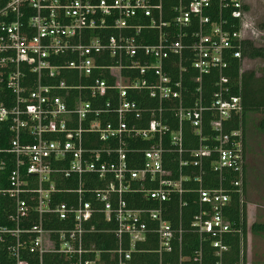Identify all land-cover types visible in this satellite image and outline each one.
I'll return each mask as SVG.
<instances>
[{
  "label": "built area",
  "instance_id": "built-area-1",
  "mask_svg": "<svg viewBox=\"0 0 264 264\" xmlns=\"http://www.w3.org/2000/svg\"><path fill=\"white\" fill-rule=\"evenodd\" d=\"M244 1L0 0V264H133L151 238L156 264H171L176 247L188 263V230L164 213L173 196L187 206L190 170L199 210L189 232L223 264L230 196L202 176L206 163L242 171L241 131L224 133L241 102L224 72L228 57L242 59ZM136 193L151 206L130 207ZM95 216L113 228L97 230ZM96 231L114 236L107 259L85 241Z\"/></svg>",
  "mask_w": 264,
  "mask_h": 264
},
{
  "label": "trees",
  "instance_id": "trees-1",
  "mask_svg": "<svg viewBox=\"0 0 264 264\" xmlns=\"http://www.w3.org/2000/svg\"><path fill=\"white\" fill-rule=\"evenodd\" d=\"M247 6L244 4V11ZM235 27H239V23L235 20L228 19ZM227 63L229 64L228 70L224 72V75L229 79V88L231 89L232 96H238L241 102V113L233 116L231 120L224 124V133L240 130L242 134L243 144V165L241 174L234 173L229 170H224L221 175L214 172L210 163L204 165V175L202 176V187L207 190H214L218 187H222L226 190L230 196V203L224 211V217L229 222L234 230V233L226 235L224 243L228 246V253L225 254L223 264H246V238H247V204H246V173H247V134L249 129L255 128L258 132L264 133V67L252 68V63L256 61L264 62V46L257 45L253 41L248 39L243 40L242 59L237 60L232 57H228ZM215 74H210L203 78L204 94L207 102H209L210 95L215 91L214 82ZM189 76H194L191 73ZM189 91L190 88H189ZM256 116H260L261 119L256 120ZM258 121V124L255 122ZM205 133H208L206 129ZM185 148L190 150L197 147V140H195L193 133L190 130L184 132ZM146 144H142L141 147L145 148ZM166 162V161H165ZM141 164V163H140ZM135 167H140V165ZM168 162L165 164V166ZM170 166V167H169ZM167 165L173 173V178H178L177 165ZM197 172L196 170H190L184 173V176L190 175L191 180L183 183V188L186 193L183 194L182 200L187 203L186 207L179 209V198L173 196L169 202L165 204L164 219L170 221L173 226L178 227L181 222L182 227L188 230L183 235L182 241V254L190 259L185 264H199L193 263L194 253L201 247V264H215L216 258L212 255V249L209 242L203 244L200 243L198 235L189 232L190 225L193 217L198 213L199 207L197 203V190L198 184L192 180ZM240 181V189L234 188L233 183ZM146 187L151 188L153 185L146 183ZM238 190L240 192H238ZM62 195H60V198ZM128 204L132 208L150 207L149 203L142 194L136 193L125 196ZM99 220L97 224V230H109L113 228L111 224H105L101 221V216H95ZM56 227L62 228L60 224L56 223ZM255 230L263 231L262 226L253 225L251 228ZM150 239V238H149ZM86 243L94 245L95 249L102 252L103 259H107L105 253L114 248V236L111 233L94 232L87 236ZM148 244L141 245L140 249L142 253L136 254L133 264H156L158 261L156 255L151 251L157 247L155 239L151 238L147 241ZM150 242V243H149ZM57 262L62 259L54 257ZM179 249L175 248L171 259H164L163 262H170L171 264H178Z\"/></svg>",
  "mask_w": 264,
  "mask_h": 264
},
{
  "label": "rangeland",
  "instance_id": "rangeland-1",
  "mask_svg": "<svg viewBox=\"0 0 264 264\" xmlns=\"http://www.w3.org/2000/svg\"><path fill=\"white\" fill-rule=\"evenodd\" d=\"M243 37L257 45L264 46V0H245ZM252 68L264 67V62L252 63ZM256 120L261 119L256 116ZM258 121L255 124H258ZM247 134V238L246 264H264V229H251L253 225L264 228V133L255 128Z\"/></svg>",
  "mask_w": 264,
  "mask_h": 264
}]
</instances>
